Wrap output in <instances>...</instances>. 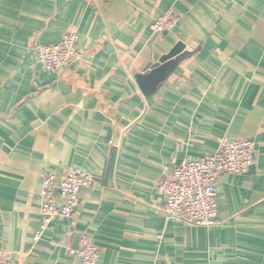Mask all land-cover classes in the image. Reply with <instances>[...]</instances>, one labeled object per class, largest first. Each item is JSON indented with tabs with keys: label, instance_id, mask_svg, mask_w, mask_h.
<instances>
[{
	"label": "crops",
	"instance_id": "0c3cea01",
	"mask_svg": "<svg viewBox=\"0 0 264 264\" xmlns=\"http://www.w3.org/2000/svg\"><path fill=\"white\" fill-rule=\"evenodd\" d=\"M174 9L172 30L152 23ZM75 28L82 59L45 70L36 48ZM190 54L153 95L137 75L177 43ZM249 139L254 160L220 179L209 226L168 219V169ZM95 182L39 240L48 172ZM264 264V0H0V251L12 264Z\"/></svg>",
	"mask_w": 264,
	"mask_h": 264
},
{
	"label": "built area",
	"instance_id": "2783aa9c",
	"mask_svg": "<svg viewBox=\"0 0 264 264\" xmlns=\"http://www.w3.org/2000/svg\"><path fill=\"white\" fill-rule=\"evenodd\" d=\"M179 17L174 9L152 23L154 32H167L178 24ZM79 32L71 28L62 41L36 48L35 56L42 67L51 72L76 65L82 54L78 47ZM255 146L249 139H221L216 150L204 157L187 159L168 169L160 180L158 188L164 196L162 207L168 219L182 221L189 225L209 226L216 222L220 179L225 175L243 174L254 160ZM95 175L75 168L58 175L48 172L42 184V221L34 239L37 241L49 225L58 218H71L80 206V191L95 182ZM70 253L81 264H98L100 249L90 239H82L78 248ZM11 253L0 251V264H12Z\"/></svg>",
	"mask_w": 264,
	"mask_h": 264
},
{
	"label": "water",
	"instance_id": "95a60500",
	"mask_svg": "<svg viewBox=\"0 0 264 264\" xmlns=\"http://www.w3.org/2000/svg\"><path fill=\"white\" fill-rule=\"evenodd\" d=\"M185 48L186 45L183 42L177 43L149 71L137 75V82L145 95L155 94L169 76L176 71L180 62L190 54Z\"/></svg>",
	"mask_w": 264,
	"mask_h": 264
}]
</instances>
